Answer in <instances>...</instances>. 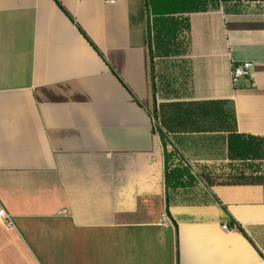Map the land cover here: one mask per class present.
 I'll use <instances>...</instances> for the list:
<instances>
[{
    "label": "crops",
    "instance_id": "obj_1",
    "mask_svg": "<svg viewBox=\"0 0 264 264\" xmlns=\"http://www.w3.org/2000/svg\"><path fill=\"white\" fill-rule=\"evenodd\" d=\"M146 1L0 0V264H264V0Z\"/></svg>",
    "mask_w": 264,
    "mask_h": 264
},
{
    "label": "trees",
    "instance_id": "obj_2",
    "mask_svg": "<svg viewBox=\"0 0 264 264\" xmlns=\"http://www.w3.org/2000/svg\"><path fill=\"white\" fill-rule=\"evenodd\" d=\"M211 1H215V0H211ZM218 1H221V2H226V1H231V0H218ZM209 2V1H208ZM146 5H147V11L150 13H152L153 11V5H152V0H147L146 1ZM198 10V9H197ZM171 11H184V10H181V9H178V10H171ZM191 11V10H190ZM176 13V12H175ZM150 23H149V35H150ZM161 33H164V34H172L174 32L177 31V26L174 25V24H171L170 28L166 27V28H162L161 30ZM230 147H231V150L233 151H237V153H245L246 149H249V150H253V145H252V141H248L245 143V141L242 139V137L240 136H231L230 138ZM187 173L186 170H183V169H180V168H177L173 171H169L166 173V183L167 185L170 183L171 181V178L174 180L177 179V178H182L185 176V174Z\"/></svg>",
    "mask_w": 264,
    "mask_h": 264
},
{
    "label": "built area",
    "instance_id": "obj_3",
    "mask_svg": "<svg viewBox=\"0 0 264 264\" xmlns=\"http://www.w3.org/2000/svg\"><path fill=\"white\" fill-rule=\"evenodd\" d=\"M117 0H109V2H116ZM242 1H247V0H242ZM253 63L251 61H242V62H236L233 63L232 65V70H231V76H232V81L236 85L240 82L241 79L243 78H252L253 77ZM0 217L4 218V220L9 224V225H14V221L12 216L7 214L4 209L0 210ZM223 229L228 230L229 225L224 224Z\"/></svg>",
    "mask_w": 264,
    "mask_h": 264
},
{
    "label": "rangeland",
    "instance_id": "obj_4",
    "mask_svg": "<svg viewBox=\"0 0 264 264\" xmlns=\"http://www.w3.org/2000/svg\"><path fill=\"white\" fill-rule=\"evenodd\" d=\"M155 122H156V126H157V128H159V126H160V125H159V119L157 118Z\"/></svg>",
    "mask_w": 264,
    "mask_h": 264
}]
</instances>
